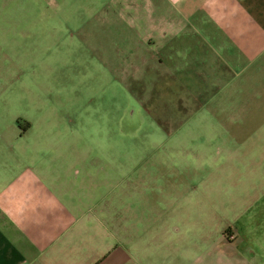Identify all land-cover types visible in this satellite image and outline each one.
I'll return each instance as SVG.
<instances>
[{
    "label": "crops",
    "instance_id": "0c3cea01",
    "mask_svg": "<svg viewBox=\"0 0 264 264\" xmlns=\"http://www.w3.org/2000/svg\"><path fill=\"white\" fill-rule=\"evenodd\" d=\"M104 1L133 97L160 129H195L194 182L156 156L132 182L122 159L107 171L44 115L40 62L1 26L0 264H264V0Z\"/></svg>",
    "mask_w": 264,
    "mask_h": 264
},
{
    "label": "rangeland",
    "instance_id": "374dc122",
    "mask_svg": "<svg viewBox=\"0 0 264 264\" xmlns=\"http://www.w3.org/2000/svg\"><path fill=\"white\" fill-rule=\"evenodd\" d=\"M104 4L0 0V27L11 29L2 45L11 57L23 54L29 65L39 60V67L28 72V85L34 86L30 77L36 73L43 86L44 115L71 123L76 137L90 138L91 154L105 161L107 171L114 172L115 160L122 159L118 170L125 183L132 182L138 166L147 171L157 165L149 158L156 156L161 164L170 163L173 172L185 166L182 176L194 182L195 145L187 140L195 139V129H160L155 114L148 112L149 102L133 97L131 72L123 74L121 60L122 52L126 60L131 52L126 50L129 35L115 31L113 18H103Z\"/></svg>",
    "mask_w": 264,
    "mask_h": 264
}]
</instances>
